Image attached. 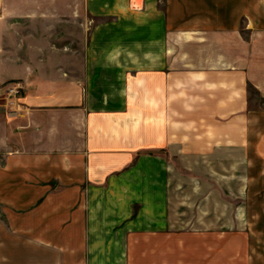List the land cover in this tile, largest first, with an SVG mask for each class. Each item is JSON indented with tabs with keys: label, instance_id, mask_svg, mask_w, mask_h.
<instances>
[{
	"label": "crops",
	"instance_id": "0c3cea01",
	"mask_svg": "<svg viewBox=\"0 0 264 264\" xmlns=\"http://www.w3.org/2000/svg\"><path fill=\"white\" fill-rule=\"evenodd\" d=\"M67 7L0 0V264H264V0Z\"/></svg>",
	"mask_w": 264,
	"mask_h": 264
},
{
	"label": "rangeland",
	"instance_id": "374dc122",
	"mask_svg": "<svg viewBox=\"0 0 264 264\" xmlns=\"http://www.w3.org/2000/svg\"><path fill=\"white\" fill-rule=\"evenodd\" d=\"M53 2H59V0H52ZM68 1V10H73V13L75 14H79L78 13V6L80 5V0H67ZM15 9H22L21 7H15ZM23 9H26L25 7H23ZM39 9V8H37ZM45 10L46 12L51 11L52 14H59L61 15L60 11V7L59 6H54V3L52 4L51 7H46V8H40L39 10ZM75 40H69V42H72ZM80 40H78L79 42ZM75 43V42H74ZM15 82V81H13ZM17 82V81H16ZM9 82H5L2 83L0 85L1 87H4L5 85H7ZM251 94L254 95V92L251 91ZM259 106H263L264 103L263 102H259L258 103ZM0 106L4 107L5 109L8 110L9 113H13L15 112L13 109H10L4 99L2 97H0ZM240 155L239 153L237 155H235V153H229V159H228V164L227 165H223L222 167H219V164L217 163H213V165L211 166H206V167H202V168H196V171L188 166H178L175 168L171 169L172 174L177 176V183L175 184L176 186V191L177 193H179L180 195V199H179V203L180 205L183 204H187V195H188V188H186V183H187V177L186 175L188 174H195V175H207L209 178H213L215 181H218L219 177L216 176L218 174L221 175H225L223 177H221L222 180L227 181V183H223L222 186H227V191H228V201H227V206L228 207H234L235 205H242L243 207H248L251 205V200L245 198V194H244V186H246V184H242L240 182H236L235 176L237 175H246L251 173V170H249L248 165H236V156ZM6 156V152L5 150H0V163L3 162V160L5 159ZM239 157V156H238ZM239 162V161H238ZM251 169V168H250ZM193 170V171H192ZM226 177V178H225ZM211 181V179H210ZM212 182V181H211ZM217 185H219L218 182H216ZM213 186V183H212ZM214 204V203H213ZM245 217V216H244Z\"/></svg>",
	"mask_w": 264,
	"mask_h": 264
},
{
	"label": "built area",
	"instance_id": "2783aa9c",
	"mask_svg": "<svg viewBox=\"0 0 264 264\" xmlns=\"http://www.w3.org/2000/svg\"><path fill=\"white\" fill-rule=\"evenodd\" d=\"M22 90L23 88L19 82H11L0 88V97L4 99L10 109H13L17 106Z\"/></svg>",
	"mask_w": 264,
	"mask_h": 264
}]
</instances>
